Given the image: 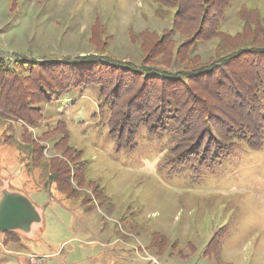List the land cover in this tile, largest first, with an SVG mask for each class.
<instances>
[{"label":"rangeland","instance_id":"374dc122","mask_svg":"<svg viewBox=\"0 0 264 264\" xmlns=\"http://www.w3.org/2000/svg\"><path fill=\"white\" fill-rule=\"evenodd\" d=\"M243 8L258 11L255 26L264 30V0H233L222 33L244 32ZM173 14L157 15L149 0H0V54L10 62L103 54L139 66L142 51L130 31L161 32ZM95 22L103 28L98 47L91 41ZM172 40L182 42L178 33ZM216 44L199 43L192 55L205 62ZM97 92L54 97L40 106L38 128L0 117V183L23 191L40 217L28 239L0 232V264H264V144L257 151L241 145L200 169L172 158L175 134L151 136L143 127L135 148L118 151L99 115ZM63 122L69 145L83 152L86 181L104 189L103 201L93 200L89 211L39 183L38 170L27 175L18 151L24 129L39 138ZM58 138L43 142L47 157ZM153 239L163 241L164 254L149 248Z\"/></svg>","mask_w":264,"mask_h":264},{"label":"trees","instance_id":"16d2710c","mask_svg":"<svg viewBox=\"0 0 264 264\" xmlns=\"http://www.w3.org/2000/svg\"><path fill=\"white\" fill-rule=\"evenodd\" d=\"M149 1L157 15L168 9L174 14L170 28L161 32L130 31L131 41L142 51L139 66L103 54L13 62L0 54V117L38 128L44 119L41 105L71 90L94 88L99 115L118 151L135 148L136 134L143 127L151 136L175 134L172 158L191 166L196 162L200 169L219 164L241 145L252 151L263 147L264 30L255 26L258 11L240 10L244 32L230 35L220 28L233 0ZM101 30L95 22L91 41L96 47L104 43ZM174 33L182 39L178 46ZM211 40L217 44L207 61L192 55L197 44ZM24 131L25 143L18 151L27 175L38 170L39 183L54 185L65 199L82 207L89 205L86 211L93 208V200L103 201L104 189L86 181L83 152L69 145L64 122L39 138ZM57 135L54 154L47 157L43 142ZM2 235L18 240L12 233ZM162 242L153 239L149 248L162 255L166 251ZM213 254L219 259L221 252Z\"/></svg>","mask_w":264,"mask_h":264},{"label":"water","instance_id":"95a60500","mask_svg":"<svg viewBox=\"0 0 264 264\" xmlns=\"http://www.w3.org/2000/svg\"><path fill=\"white\" fill-rule=\"evenodd\" d=\"M40 222L35 206L21 190L0 183V232L22 233L26 239L34 224Z\"/></svg>","mask_w":264,"mask_h":264}]
</instances>
